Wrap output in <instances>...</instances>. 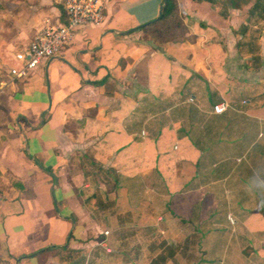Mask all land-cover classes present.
<instances>
[{
	"label": "crops",
	"instance_id": "obj_1",
	"mask_svg": "<svg viewBox=\"0 0 264 264\" xmlns=\"http://www.w3.org/2000/svg\"><path fill=\"white\" fill-rule=\"evenodd\" d=\"M175 1L177 41L138 28L164 0H106L19 77L64 0H0V264H264V0Z\"/></svg>",
	"mask_w": 264,
	"mask_h": 264
},
{
	"label": "built area",
	"instance_id": "obj_2",
	"mask_svg": "<svg viewBox=\"0 0 264 264\" xmlns=\"http://www.w3.org/2000/svg\"><path fill=\"white\" fill-rule=\"evenodd\" d=\"M105 2L106 0H64L67 21L40 28L29 44L16 53V59L21 62V66L12 68L11 74L27 76L30 70L58 54L77 29L84 25L102 24L105 21ZM227 107L228 103L221 101L214 104L213 112L221 113Z\"/></svg>",
	"mask_w": 264,
	"mask_h": 264
},
{
	"label": "trees",
	"instance_id": "obj_3",
	"mask_svg": "<svg viewBox=\"0 0 264 264\" xmlns=\"http://www.w3.org/2000/svg\"><path fill=\"white\" fill-rule=\"evenodd\" d=\"M138 28L142 30L146 38L157 44L166 41H177L183 38L186 34V26L178 15L175 0H164L159 17L154 21L139 26ZM97 175L99 180L105 185V193L109 194L116 191V197H118L119 193H121L120 190L122 191V189L118 187V174L116 170L99 166L97 169ZM88 199L92 198L90 197ZM116 206L118 210H123V204L117 203Z\"/></svg>",
	"mask_w": 264,
	"mask_h": 264
},
{
	"label": "water",
	"instance_id": "obj_4",
	"mask_svg": "<svg viewBox=\"0 0 264 264\" xmlns=\"http://www.w3.org/2000/svg\"><path fill=\"white\" fill-rule=\"evenodd\" d=\"M159 17V16H158Z\"/></svg>",
	"mask_w": 264,
	"mask_h": 264
}]
</instances>
